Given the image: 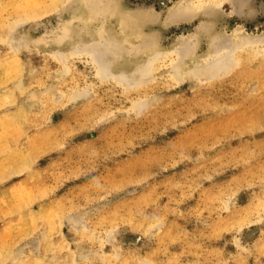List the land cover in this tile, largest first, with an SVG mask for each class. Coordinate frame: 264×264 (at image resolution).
I'll return each mask as SVG.
<instances>
[{
    "label": "rangeland",
    "instance_id": "1",
    "mask_svg": "<svg viewBox=\"0 0 264 264\" xmlns=\"http://www.w3.org/2000/svg\"><path fill=\"white\" fill-rule=\"evenodd\" d=\"M0 264H264V0H0Z\"/></svg>",
    "mask_w": 264,
    "mask_h": 264
}]
</instances>
